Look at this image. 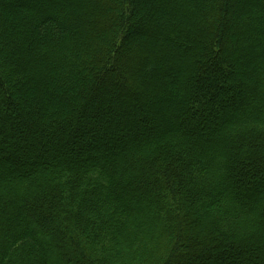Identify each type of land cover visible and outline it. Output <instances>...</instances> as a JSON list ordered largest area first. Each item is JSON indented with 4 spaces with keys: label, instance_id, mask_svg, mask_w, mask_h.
<instances>
[{
    "label": "trees",
    "instance_id": "obj_1",
    "mask_svg": "<svg viewBox=\"0 0 264 264\" xmlns=\"http://www.w3.org/2000/svg\"><path fill=\"white\" fill-rule=\"evenodd\" d=\"M0 264H264V0H0Z\"/></svg>",
    "mask_w": 264,
    "mask_h": 264
},
{
    "label": "rangeland",
    "instance_id": "obj_2",
    "mask_svg": "<svg viewBox=\"0 0 264 264\" xmlns=\"http://www.w3.org/2000/svg\"><path fill=\"white\" fill-rule=\"evenodd\" d=\"M52 16H53V17H56V14H55V13H53V14H52Z\"/></svg>",
    "mask_w": 264,
    "mask_h": 264
}]
</instances>
